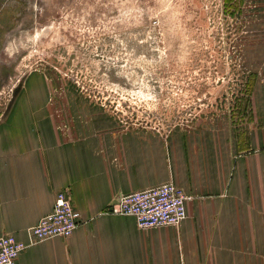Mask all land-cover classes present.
<instances>
[{
	"label": "crops",
	"instance_id": "crops-1",
	"mask_svg": "<svg viewBox=\"0 0 264 264\" xmlns=\"http://www.w3.org/2000/svg\"><path fill=\"white\" fill-rule=\"evenodd\" d=\"M260 73L243 126L196 132L125 126L104 109L59 110L61 97L40 74L29 76L0 123V237L28 244L64 189L80 221L67 239L28 246L19 264H264ZM167 182L190 198L178 227L141 230L105 213L119 195Z\"/></svg>",
	"mask_w": 264,
	"mask_h": 264
},
{
	"label": "rangeland",
	"instance_id": "rangeland-1",
	"mask_svg": "<svg viewBox=\"0 0 264 264\" xmlns=\"http://www.w3.org/2000/svg\"><path fill=\"white\" fill-rule=\"evenodd\" d=\"M261 41L264 0H0V123L38 73L68 113L160 132L241 127Z\"/></svg>",
	"mask_w": 264,
	"mask_h": 264
},
{
	"label": "built area",
	"instance_id": "built-area-1",
	"mask_svg": "<svg viewBox=\"0 0 264 264\" xmlns=\"http://www.w3.org/2000/svg\"><path fill=\"white\" fill-rule=\"evenodd\" d=\"M190 198L172 182L159 186L119 195L116 203L105 213L131 217L141 230L161 227H178L187 217L186 202ZM80 221L70 199V192L64 189L55 195L51 213L42 217L37 225L28 231V244L16 241L6 234L0 237V264H19V255L30 245L52 238H69Z\"/></svg>",
	"mask_w": 264,
	"mask_h": 264
}]
</instances>
